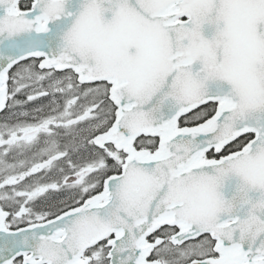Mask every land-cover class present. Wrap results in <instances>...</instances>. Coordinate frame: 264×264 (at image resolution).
I'll return each mask as SVG.
<instances>
[{"label":"snow or ice","instance_id":"6c2138e0","mask_svg":"<svg viewBox=\"0 0 264 264\" xmlns=\"http://www.w3.org/2000/svg\"><path fill=\"white\" fill-rule=\"evenodd\" d=\"M0 264H264V0H0Z\"/></svg>","mask_w":264,"mask_h":264}]
</instances>
